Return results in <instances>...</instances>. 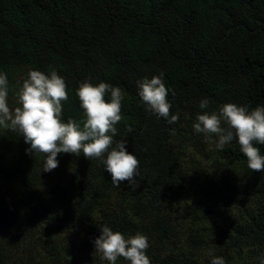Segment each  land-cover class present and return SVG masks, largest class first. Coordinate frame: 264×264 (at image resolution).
I'll return each instance as SVG.
<instances>
[{
    "label": "trees",
    "instance_id": "16d2710c",
    "mask_svg": "<svg viewBox=\"0 0 264 264\" xmlns=\"http://www.w3.org/2000/svg\"><path fill=\"white\" fill-rule=\"evenodd\" d=\"M22 68L57 114L0 120V264H264V0H0V91ZM195 193L238 216L192 255Z\"/></svg>",
    "mask_w": 264,
    "mask_h": 264
},
{
    "label": "rangeland",
    "instance_id": "374dc122",
    "mask_svg": "<svg viewBox=\"0 0 264 264\" xmlns=\"http://www.w3.org/2000/svg\"><path fill=\"white\" fill-rule=\"evenodd\" d=\"M30 71L29 68L16 69L12 75L10 89L0 91V120L3 122V126L9 124L31 126L32 120L26 118V115L30 112L26 104L38 103L33 108L38 116L41 115V112L48 117H54L57 114L53 111V114H50L51 110L48 106L46 94L38 87L37 77L35 75L30 76ZM218 120L219 124H214L215 131L209 132L206 137L208 148L212 150L226 140L229 132V123L224 122L222 119ZM184 151L185 165L188 170L199 171L202 174H204L203 171H211V176L216 178L219 172L224 169V163L215 157L216 154H213L212 159L208 161L196 154L193 147H188ZM194 160H198L200 165H196L193 162ZM183 201L182 206L176 213L178 228L175 240L176 246L185 248L186 252L192 255L196 251L195 246L197 245L195 241L198 243V235L204 233L205 227L225 226V220L229 221L238 216L237 209L233 203L224 204L215 198L207 199L201 193L199 195L195 193L190 199ZM208 232H211V230ZM85 236V231L79 233L77 244L80 247ZM249 262L250 260L245 252L235 253L234 264H250Z\"/></svg>",
    "mask_w": 264,
    "mask_h": 264
}]
</instances>
